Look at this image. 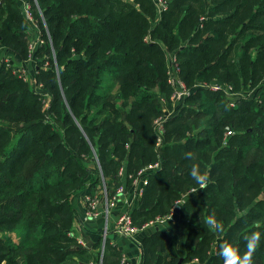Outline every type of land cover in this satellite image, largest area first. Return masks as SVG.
Masks as SVG:
<instances>
[{
	"label": "trees",
	"instance_id": "1",
	"mask_svg": "<svg viewBox=\"0 0 264 264\" xmlns=\"http://www.w3.org/2000/svg\"><path fill=\"white\" fill-rule=\"evenodd\" d=\"M28 1L45 39L36 81L0 65V264L87 262L73 195L103 182L114 192L123 168L157 160L133 221L177 207L179 218L144 237L141 264H223L221 245L242 255L253 232L254 264H264V0H165L162 11L155 0ZM30 29L22 2L0 0V48L27 60ZM170 53L189 88L218 80L255 95L234 106L222 90L196 89L165 120L157 149L155 119L172 110ZM194 166L209 174L206 189ZM95 247L94 264L102 248L101 264L120 263L108 240Z\"/></svg>",
	"mask_w": 264,
	"mask_h": 264
},
{
	"label": "crops",
	"instance_id": "2",
	"mask_svg": "<svg viewBox=\"0 0 264 264\" xmlns=\"http://www.w3.org/2000/svg\"><path fill=\"white\" fill-rule=\"evenodd\" d=\"M24 2V0H19ZM31 35L32 38H37L40 34L39 25L36 21L31 23ZM8 51L7 49H5ZM5 50H0V59L5 55ZM17 60L22 59L15 54L13 51H8ZM26 63V62H25ZM29 72L34 75L37 71V63L29 61L26 63ZM172 110L169 112L170 116L177 113L182 106L180 101L173 100L171 102ZM123 180L126 190L121 195L118 203L112 207L108 213H105L103 193V185L99 190L93 194V196H98L101 201L100 209L103 214L99 216H89L87 214V196L90 194L89 188L80 190L78 193L74 194L71 201L76 209V217L73 224V235L79 240L83 248L87 249V262L78 259L75 264H94L98 259L100 249L96 248V243L103 238V242L108 240L113 246H115L120 252V263L119 264H141L143 259V249L141 242L147 235H151L157 230H166L171 228L179 218V211L174 214L172 219H169L162 223H155L146 225V223L139 227L138 232L135 234L134 238L117 231V220L121 214L126 212H133L141 204V199L143 193H140V187L142 183L134 184L130 180V184H127V172L126 168L123 169ZM146 187V186H145ZM145 190V188H144ZM92 195V194H91ZM104 236H106L104 238ZM15 240L18 237L15 236ZM104 245V244H103ZM103 249V248H102ZM103 260V254L100 255V264Z\"/></svg>",
	"mask_w": 264,
	"mask_h": 264
},
{
	"label": "built area",
	"instance_id": "3",
	"mask_svg": "<svg viewBox=\"0 0 264 264\" xmlns=\"http://www.w3.org/2000/svg\"><path fill=\"white\" fill-rule=\"evenodd\" d=\"M157 3V6L159 7V10L162 11L167 8V3L165 0H155ZM37 3V0H35ZM38 4V3H37ZM23 12L26 16V18L32 23L34 20V14L32 10V5L28 0H24L22 3ZM41 13V11H40ZM41 17L43 22H45V18L41 13ZM148 40V37L146 38ZM44 43V39L39 34L37 38H32L30 42V49H29V55L27 60H17L14 56H12L8 51L5 50V48H0V50H5V55L0 59V65L2 63H5L8 66H11L13 68V71L19 76H21L24 80L30 81L35 83L34 75L30 74L28 72V67L26 65L27 62L35 60V53L38 49V47ZM26 62V63H25ZM168 74H167V80L170 86L173 88L172 92V99L175 101H183L186 97L190 96L196 89L208 87L213 90H222L227 96L235 97L230 100L231 105L236 106L237 105V99L241 97L251 96L253 97L255 95V91H245V92H236L233 90V87L225 83L223 81H212L210 83H202V84H195V86L189 88L186 86L185 82L182 80L180 72L181 68L179 65V61L177 59V56L175 53H170L168 55ZM170 117V113H166L164 115H160L155 119V130L157 133V141H156V147L157 149H160L161 144L164 139V122L167 118ZM234 134V130L231 128L227 129V132L225 134V143L227 138L230 135ZM162 168V162L160 160H157L155 162H151L147 164L145 167L141 168L136 174H128L127 177L131 179L132 183L138 184L142 183L140 187V193L142 194L144 192L145 186L148 184V174L152 171H156ZM123 174V170L121 172ZM126 190V186L124 184L119 185L116 187L115 191L110 193L104 183L103 186V193H104V205H105V213L108 216V213L110 211L111 207H114L118 201L121 198V195ZM184 201V200H182ZM101 201L98 196H93L89 194L87 196V214L89 216H99L100 214H103V211L100 209ZM175 214V208L171 210L170 213L167 215H159L156 218L150 220L146 223V225L149 224H155V223H162L169 219H172ZM139 226L136 225L132 218L131 212H126L120 215V217L117 220V231L124 233L128 235L129 237L135 236V234L138 232ZM106 236H104L105 238Z\"/></svg>",
	"mask_w": 264,
	"mask_h": 264
},
{
	"label": "clouds",
	"instance_id": "4",
	"mask_svg": "<svg viewBox=\"0 0 264 264\" xmlns=\"http://www.w3.org/2000/svg\"><path fill=\"white\" fill-rule=\"evenodd\" d=\"M192 153H186V158H191ZM191 177L199 185L200 189H206L209 183V174L207 171L201 172L198 166H194L190 172ZM193 189L191 193H195ZM184 201H177V205H182ZM210 226H214L216 221L209 217L206 221ZM246 251L241 255L238 248L230 244H224L220 247L219 255L222 258L223 264H254L253 255L256 249L260 246L261 236L258 232L249 234L246 238Z\"/></svg>",
	"mask_w": 264,
	"mask_h": 264
},
{
	"label": "rangeland",
	"instance_id": "5",
	"mask_svg": "<svg viewBox=\"0 0 264 264\" xmlns=\"http://www.w3.org/2000/svg\"><path fill=\"white\" fill-rule=\"evenodd\" d=\"M22 3H23V1H22ZM44 39V38H43ZM45 40V39H44ZM33 62H36L37 63V60H36V58H35V60L33 59L32 60ZM28 72H29V69H28ZM30 73V72H29ZM31 74V73H30ZM253 91H255V90H253ZM180 101V100H179ZM184 101V100H183ZM183 101H180L182 104H183ZM124 169V168H123ZM105 183V182H104ZM106 185V184H105ZM110 193H112V192H110ZM179 201H181V200H179ZM176 205H177V203H176ZM178 206H180V205H178ZM112 208V207H111ZM110 208V209H111ZM178 208V207H177ZM176 209V208H175ZM167 215V214H166ZM159 216V215H158ZM157 217V216H156ZM155 217V218H156ZM105 242H103V244H104ZM103 251H104V248L102 249V254H103Z\"/></svg>",
	"mask_w": 264,
	"mask_h": 264
},
{
	"label": "water",
	"instance_id": "6",
	"mask_svg": "<svg viewBox=\"0 0 264 264\" xmlns=\"http://www.w3.org/2000/svg\"><path fill=\"white\" fill-rule=\"evenodd\" d=\"M175 211H177V212H178V211H179V209H178V208H176V209H175Z\"/></svg>",
	"mask_w": 264,
	"mask_h": 264
}]
</instances>
